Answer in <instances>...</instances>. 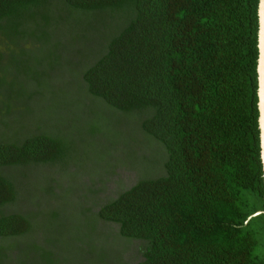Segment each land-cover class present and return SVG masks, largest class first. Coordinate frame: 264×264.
I'll use <instances>...</instances> for the list:
<instances>
[{
	"label": "trees",
	"instance_id": "16d2710c",
	"mask_svg": "<svg viewBox=\"0 0 264 264\" xmlns=\"http://www.w3.org/2000/svg\"><path fill=\"white\" fill-rule=\"evenodd\" d=\"M257 3L0 0V45L5 50L0 51V169L65 166L71 161L74 140L61 131L67 126L76 133V124L68 126L74 116L67 120L59 114L62 128L55 133L29 134L20 132L21 127L7 133L9 115L19 123L10 108L26 102V109L38 95L25 86L26 75L2 88L4 60L17 53L27 59L29 78H48L53 65L43 58L32 61L30 50L66 64L67 48L82 38L88 43L84 60L72 67L88 101L97 100L112 114L133 115L122 122L125 132L103 115L98 119L99 114L91 123L76 125L77 140H87L88 150H93L86 155L91 173L108 162L98 138L128 145L135 131L166 155L161 175L138 174L95 213L117 225L120 237L143 243L141 260L133 264H264ZM66 33L73 35L63 43L57 35ZM129 148L131 154L138 149ZM16 190L11 178L0 172V207L14 202ZM48 216L52 220L56 215ZM32 222L25 213H0V238L26 235ZM33 251L44 257L43 264L57 261L45 246L34 245ZM8 258L0 247V264H7Z\"/></svg>",
	"mask_w": 264,
	"mask_h": 264
},
{
	"label": "rangeland",
	"instance_id": "374dc122",
	"mask_svg": "<svg viewBox=\"0 0 264 264\" xmlns=\"http://www.w3.org/2000/svg\"><path fill=\"white\" fill-rule=\"evenodd\" d=\"M79 16L84 19L92 18L90 15ZM91 34L92 32H88L87 36L90 37ZM72 35L59 34L57 38L65 43ZM80 35H77L76 29V38ZM71 47L67 48L68 55H62L66 64L62 63L63 59L57 61L45 52L30 50L32 61L43 58L53 65L48 71V78L42 79L29 78L32 71L25 73L26 57L17 53L6 57V84L2 88L7 89V84L12 78L20 80L22 75H26L25 86L32 88L38 95L26 109L23 108L26 102L10 108L12 115H19V123H15L14 118L9 115L7 133L11 134L18 127H21L20 132L27 131L29 134L55 133L62 128L59 125V114L67 120L74 116L73 123L68 121V126H80L81 123L86 125L98 114V119L103 115V119L110 122L112 120L121 126L123 121L133 118V115L112 114L97 100L88 101L89 97L83 91L84 84L79 75L76 79L72 67L77 61L84 60L83 54L86 53L88 43H83L80 38L75 40ZM0 51L5 53L2 45ZM76 53L80 55L77 57ZM29 107L32 110L29 111ZM76 125V133L71 127L66 129L67 126L61 131V134L68 133V137L74 140L71 161L66 162L65 166L38 164L24 170L19 167L0 169L17 187L14 202L0 207V213L17 212L33 217L32 230L26 235L18 238H0V247L5 249L9 256L7 264H43L44 257L33 251L34 245L51 249L53 256H57L55 264H133L141 260L143 243L120 237L117 225L101 221L95 213L102 203L128 188L140 175H161L165 152L155 148L153 144L148 143L147 137L143 138L135 131L131 134L128 145L122 142L110 144L107 140L98 138L96 141H102V154L108 162L99 163L101 166L98 172L96 171L97 174H93L90 171L92 165L86 156L93 150L90 151V146L88 150L87 140H77L80 134ZM122 128L126 131L125 125ZM108 131L106 129L105 132ZM142 139V144H137V141ZM129 147L138 149L131 154ZM97 153L98 151L95 156ZM142 154L144 157L138 158ZM112 157L116 158L118 163L112 162ZM133 157L138 159L134 161ZM50 212L56 215L52 220H49Z\"/></svg>",
	"mask_w": 264,
	"mask_h": 264
},
{
	"label": "water",
	"instance_id": "95a60500",
	"mask_svg": "<svg viewBox=\"0 0 264 264\" xmlns=\"http://www.w3.org/2000/svg\"><path fill=\"white\" fill-rule=\"evenodd\" d=\"M257 125L259 130L260 161L262 166V177L264 184V0L257 3ZM256 212L254 214H257ZM264 214V210L262 212Z\"/></svg>",
	"mask_w": 264,
	"mask_h": 264
}]
</instances>
